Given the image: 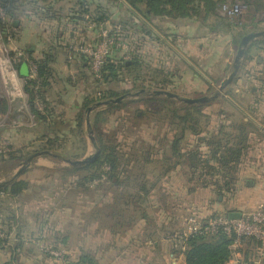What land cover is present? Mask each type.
<instances>
[{"label":"crops","instance_id":"obj_1","mask_svg":"<svg viewBox=\"0 0 264 264\" xmlns=\"http://www.w3.org/2000/svg\"><path fill=\"white\" fill-rule=\"evenodd\" d=\"M118 2L119 7L124 6L130 10L129 14L134 17L140 16L127 0H118ZM251 3L252 12L264 11L262 7L257 6L256 0H251ZM34 14L37 15V12ZM218 14L226 18L219 12ZM36 15H33V22L39 24ZM133 16H131L132 21H134ZM248 17L245 25L250 32L264 31V20L256 18L255 15ZM101 18L102 15H99L98 19ZM85 20L82 16L67 14L63 20V28L67 31L70 42H95L94 28L88 27ZM212 22L213 19H210L209 23ZM104 23H109V20L106 18ZM143 23L150 28L149 30L145 28L146 35L139 32L140 27L130 31L132 38L136 35L132 44L133 49L135 44L147 43L150 37L160 38L174 55L171 56L170 67L177 75L173 79L175 84L181 82L182 76L178 74L187 71L186 64L190 67L189 74L194 79L195 87L200 88L208 89L215 84L209 78L215 72H220L219 76L222 79L230 71L232 65L229 61L230 55L238 49L233 44L231 35L211 32L207 27L199 29L198 22L191 20L181 21L178 25L168 23L167 30L164 31L165 38L158 34L154 36L153 28L146 19ZM13 26L17 34L18 22L17 25L13 23ZM42 28L45 29L40 25H33V44L27 49L35 57L57 54L58 40L54 41L53 46L46 48L49 38L44 36ZM149 31H153V34H149ZM182 32L186 33L185 37L181 35ZM64 34H58L56 38L59 39L60 35L63 38ZM41 37L45 38L46 42ZM173 42L178 47H172ZM164 45L156 44L158 53L161 54L162 51L164 54L169 53ZM222 50H228V55L220 60ZM194 52L203 58L194 57ZM185 54L196 66L187 60ZM251 56L253 59L242 66L238 81L233 85L237 91L241 89L247 92L248 107L255 105V115L247 110L244 115L256 123L258 130L250 138L251 145L240 164L239 181L232 193L218 195L214 193L213 188H201L187 193L182 190L179 174L174 172L172 179L169 180L159 173L155 180L148 177L151 180L149 182L158 181L157 185L146 193H138L132 189L129 194L136 195L138 200L131 205H122L117 199L115 188L109 183L92 191H71L68 184L72 183L74 177L62 178L55 174L51 175L47 170H53L54 164L41 157L36 158L23 175L19 176L29 183V189L18 198L2 199L0 231L10 237L5 242L0 241V264H66L44 254L38 243L42 234L46 235L47 243L64 251L65 248L68 249L70 241L76 240L77 247L74 250H66L67 253L72 258L87 256L96 264H187L184 256L176 250L170 239L174 232L184 227L185 218L194 213L208 217L214 214L228 215L229 212H252L264 204V48L251 50ZM144 60L148 62L147 57ZM181 62L186 64L182 66ZM215 82L218 83V79ZM55 83L56 81L52 79L48 89H55ZM66 86L64 89L67 88ZM63 101L66 102L67 97ZM58 108L56 106L53 110L56 111L57 116L62 117L60 121L67 122L66 125L70 123L72 126L77 109L69 112L68 116L66 111ZM26 142L28 143L21 145L22 147L17 151L19 152L17 159L0 158V166L5 165L4 170L18 167L24 158L22 156L30 155L28 153L31 151L33 154L39 152L38 145L42 140L36 128L33 127V135H30ZM9 174L1 176L0 181H9L11 178L5 179ZM242 248L235 251L233 258L227 264H247L246 256L240 251ZM255 260L254 257L249 262L254 263ZM257 264H264V258L258 259Z\"/></svg>","mask_w":264,"mask_h":264},{"label":"trees","instance_id":"obj_2","mask_svg":"<svg viewBox=\"0 0 264 264\" xmlns=\"http://www.w3.org/2000/svg\"><path fill=\"white\" fill-rule=\"evenodd\" d=\"M29 1L30 0H0V13H3L6 17V19H1L0 16V30L4 35L10 34V32H13L14 35L16 34L14 32L13 19L19 17L21 14L20 12L24 10V6L30 3ZM76 1L83 13H88L89 7L93 6V4H98L97 8H95V15L92 17L87 15V19H92L97 23L105 21L104 15L106 14L104 13L107 7H105V4H101V0ZM127 1L150 24L159 26V23L167 22L169 24L174 23L178 25L181 21L194 20L198 22L199 29L207 27L211 32L231 35L233 44L236 45V47H239L245 35L251 33L245 24H240L229 18L219 16V7L229 0ZM246 1L252 4L251 0ZM256 4L258 7L264 9V0H256ZM99 15H102L100 20L98 19ZM82 19L85 20L86 15L82 16ZM210 19H213L212 23H209ZM149 29L150 28L147 27V30ZM148 33L151 32L149 31ZM255 48H264V37L255 40L251 44L242 66H244L247 61L253 59L251 50ZM27 51L37 65L38 80H33L27 84L26 93L29 99L30 110L36 116V130L40 134L42 140L38 148L39 152L43 150L50 152L51 155L52 151H59V149H62V142L67 141L64 135L71 124L69 123L66 125L67 122L60 121L62 117L59 115L56 116L52 111H49L47 115L40 113L36 107L35 101L38 97L44 102H48L46 94L54 75L53 63L56 61L57 54H44L42 57H35L28 49ZM141 59L142 56H139L137 53L133 54V58L130 62H120L118 60H112L109 57L103 66L101 78H96L94 75L95 73L90 70L91 64L89 58L81 54L78 60L79 68L77 69V75L81 77L79 85L87 91V93L83 95V99H85V102L82 101L84 107L89 109L90 105L97 102L94 95L98 92L102 93L104 98L108 99L130 93L132 88H128L124 84V81H129L126 79V75L132 76L133 69H136V73H139L138 70L140 67L144 66V62L147 63L148 69H151L149 74L159 79V81H152L151 84L177 85L173 80L177 75L171 70L170 66H167L166 60L159 61L158 65L152 68L149 62ZM127 65L130 66L127 67ZM237 81L238 76L233 84ZM68 82L71 81L68 80ZM37 84H40L42 89L36 92ZM133 85V89H146L144 86L137 85L134 81ZM160 88L159 86V90H164ZM227 94L231 97L235 96L232 90H227ZM141 101L145 104L153 105L155 109V111L152 112L153 115L157 116L163 114L161 119L168 120L170 123L171 128L169 132H166L162 138H158L157 140L159 142L157 144L148 141H142L141 144L134 142L131 143L127 151H123L118 146V143H115L116 139L114 137L105 138L102 134H99V137L97 136L95 140V145L96 148L100 150V156L94 163L85 166H69V168H63L57 171L47 170V172L50 171L49 174L60 175L62 178L74 177L78 179L74 182L75 188L84 190L85 192L91 191L87 184L106 177V180L100 182L95 189L109 183L116 189L117 199L122 202V205H131V203L138 200L136 195L129 194L132 189L138 193H146L157 185L156 182L158 181L149 182L147 177L149 175L148 167L152 164L159 163L163 165L164 169L161 173L166 178L172 179L174 172L180 175L182 190L184 192L192 193L196 189L213 188L215 194L224 196L234 191L239 181L238 173L240 171V164L251 145L250 138L258 130L253 120L247 118L244 112L239 111L241 112L240 115L242 118L240 121H237L235 115H228L223 107L215 110L216 119H214L212 114H208L204 111V107L211 106V103L191 105L166 96H148L147 94L141 95ZM83 105L82 108H84ZM47 106H50V104ZM115 107L119 106H112L111 110ZM6 110V102L0 103V114L5 113ZM163 111H165V113H163ZM247 111L255 115V105L249 106ZM102 113H105V111H96L95 116L91 118L92 130H95V127H98L100 122L108 120L107 117L102 118ZM144 116H146L144 112L136 113L137 120ZM213 120H215L214 125L212 124ZM82 122V116L78 115L74 124H76L79 129L82 127ZM99 133H101V131ZM80 135L83 136V133H80ZM17 153L19 152L10 153L9 159H17ZM64 155H68L66 159H70L72 156H76V153L60 154L58 156L59 159L63 160ZM0 157L3 158L4 156L0 154ZM130 168H132V171L138 170V172L134 174L133 172L135 171L130 172ZM151 172L153 174L157 173L155 169ZM81 174H83V176L80 179L79 176ZM20 177L10 179L0 188V206L2 205V199L18 198L29 189V183L26 180H22ZM194 214L199 215L197 213ZM220 215L223 214L201 217L209 218ZM185 230L186 223L184 222V227L174 232L170 239L176 250L184 256L187 264H227V262L233 258L235 251L232 249V246L235 237L229 236L224 232L193 235L190 236L186 242V250H182L176 246L174 237L177 234L183 233ZM241 242L242 245L239 248L243 247L240 251L246 256L247 264H257L258 259H263L258 253L260 247V242L258 240L255 238H242ZM54 247L58 248L56 246ZM65 254L67 264H96L87 256L83 258H72L66 250ZM254 257L256 259L255 262L250 263V259ZM85 258L87 260H84Z\"/></svg>","mask_w":264,"mask_h":264},{"label":"rangeland","instance_id":"obj_3","mask_svg":"<svg viewBox=\"0 0 264 264\" xmlns=\"http://www.w3.org/2000/svg\"><path fill=\"white\" fill-rule=\"evenodd\" d=\"M101 1H102L101 4H105V7H107L106 12L104 13L107 15V17L106 15L104 16H105V19L107 18V20H109V23H104V24L103 22L97 23L93 21L92 19H87L88 17L87 15H90L91 17L95 15L96 13L95 7L97 8L98 4H93V6H90L89 12H88L89 14H88V13L80 12L82 11V9L79 8L76 0H72V1L70 0H30L29 1L30 3L28 2L29 4L25 5L24 10L20 12L21 14L19 15V17L17 19H13V23L15 21L18 22V28H16L17 34L14 35L13 32H10V34L4 35L2 31L0 30V32L2 33L1 36L3 38L2 42L5 44V48L8 50H15L16 48H26L27 49L29 45L33 44V25L34 26L40 25V27L45 28V29L42 28L43 29L42 33H44L45 37L49 38L47 41L48 45H46V48H48V46L49 47L53 46L54 41L58 40L57 44H59L58 45L59 51H57L56 61L53 63L54 75L52 78L54 82L56 81L55 83L56 88L53 90H50V89L48 90L46 94L47 101H48L47 103L37 97L35 102L36 104H38V107L37 106L36 107L42 114L47 115L49 111H52L56 116H57L56 111L53 110V108H55L56 106L59 107L58 109L62 111L63 110L66 111L68 116H69V112H71L72 110L76 108L77 113H76L75 118H77L78 115H81L83 122H82V127L79 129L77 128L76 124H73L70 128L67 129L66 134L64 135L67 141L62 142V145H63L62 149H59V151H52V155L44 154L43 156H40L42 159L44 160L46 159L47 161H49L50 164L51 163L54 164V169H53L54 171L61 170L63 168H69L70 166L64 161L66 159V156L68 155L66 156L64 155V159L61 160L58 157L60 154L63 155V154H69V153L70 154L76 153V156L74 157L72 156L70 159L77 160V159H83L87 156H90L97 151V149L93 146V142L90 139V134L94 136L95 140L97 139V136L99 137V134H102L105 138L114 137L116 139L115 143L116 144L118 143V146L123 151H127L131 143H134V142L141 144L142 141H145V142L148 141L153 144H157L159 142L157 139L162 138V136H164L166 132H169L171 128L168 120L161 119L163 114L157 115V116L153 115L152 112L155 111V109L153 108V105L145 104L144 102L141 101V95H144L146 93H142L139 96H135V95L128 96L120 103H114L112 105L97 107L90 114L88 112V108L86 109L84 107L82 103V101L85 102V99H83L84 97L83 95L84 93L86 94L87 91L86 89L81 88V86L79 85L81 77L77 75V72H78L77 69L79 68L78 60L82 54L79 48L80 47L87 48V47L96 46L99 41L98 35H99L100 30L111 29V30H114V32L116 33L117 45H115L111 49V52L109 54L110 58L113 57L112 60H118L120 62L121 61L130 62L133 58V54L137 53L139 56H142V59L147 57L148 62L150 63L149 64L150 67L154 68L155 66L158 65V62L162 58L166 60L167 66H172L170 63V60L172 59L171 56H174L173 53L171 54L168 47L163 44L160 38L158 39L157 37H152V38L150 37L147 43L141 42V43H138V45L135 44V48L133 49L132 44L135 42L134 38L136 35L134 36V38H132L130 31H132V29H138L140 27L141 29L139 30V32H143L145 33L144 35H146L147 31H145V28L147 29V27L145 23H143V21H145V18L143 19V17L140 15L139 17L142 18L140 20L138 16L137 18L129 14L130 10H128L124 6L119 7L120 3L118 2V0H101ZM239 1H243L251 7V4H249L246 0H239ZM36 12H37V15L39 16L43 15L45 17L43 16L38 17L36 14H34ZM254 13L256 12L251 11L249 12L247 16L245 15L242 18L234 19L233 21L238 22L240 24H245V22L248 21V18H249L248 16H252L254 15ZM67 14H71V16H74V15L75 16L76 15L85 16L86 15L85 24L87 23L88 27L94 28L93 29L94 33H96L95 42L94 41H84L82 43L81 42H74V43L70 42L69 40L70 37L67 36L66 34L67 31L63 28L64 27L63 20L66 18ZM33 15H36V17L39 20V24H35L33 22ZM0 16H1V19H6L3 13H0ZM108 16L110 19H108ZM131 16H133L134 21L131 20ZM120 20H123L126 23L119 22ZM122 23H124L125 25ZM150 26H152L153 28V31L155 33L154 36L158 34V36L164 37L165 36L164 31L167 30L168 23H164V22L159 23L160 27L157 26L156 24H150ZM127 27H129V29H127ZM56 29H57V32H56ZM153 31L149 34H153ZM62 33H65L63 38H61L62 37L61 35L59 39L56 38L58 34H62ZM181 35H184L185 37L186 33L182 32ZM41 38L46 42L45 38L43 37ZM156 44L164 45V48H167L169 50V53L164 54L163 51L161 52V54L158 53L156 50L157 48ZM175 44H176L175 42L171 43L172 47L173 46L178 47ZM39 48L40 47H38V49ZM48 51L49 49H47V52ZM227 51L228 50L226 51L222 50L221 56H219L220 60L221 58L225 59V57L228 55ZM235 55H236V52L230 55L231 58L229 61L231 62L232 65L234 62ZM185 56L187 60L194 63V61L188 58V55L185 54ZM193 56L194 57L198 56L200 58H203V56L199 55L197 52H194ZM87 58H89L90 64H91L92 62L91 58L89 56H87ZM184 64L186 63L181 62L182 66H184ZM194 65L196 66L195 63ZM232 65H231V69L228 72L227 76L232 71ZM103 66H102L100 73L94 72L92 68L90 69L93 73H95L94 75L96 76V78L98 76H100L101 78L102 73H103L102 71ZM129 66L130 65H127V67ZM186 66H187L186 67L187 71L182 72L183 75L178 74V75H181L182 78L180 79L181 82H179V84L176 83L177 85H173V84L164 85V84H157V83L151 84L152 81L154 80L159 81V79H156L154 76H152V74H149L151 72V69H148L147 63L145 62H144V66L139 68L138 70L139 73H136L137 70L133 69L134 71L132 73V76L126 75V79H128L129 81L127 82L124 81L125 82L124 84L128 88H132V90L130 91V93L132 94L141 91L139 88L133 89L134 87L133 81H134L137 83V85L144 86L146 88L144 90L146 91L159 90V86H160L161 87L160 89L174 92L176 94L181 95L182 97L198 98V97H203V96H212L213 94H215L218 91V88L220 87L222 82L227 77L224 75L223 78L221 79V77L219 76V74L221 73L215 72L213 76L211 77L208 76L215 83L214 85H211L208 89L205 87L200 88L199 86L195 87L194 79L189 74L190 67H188L187 64ZM216 79H218V83L215 82ZM68 80L71 82H68ZM65 85H67L66 86L67 88L64 89ZM41 89H42V86L38 84V89L36 90V92ZM227 90H232L235 96L231 97L230 95H228ZM246 93L247 92H245V90L243 91L241 89L240 91H237V88L232 83L230 86H228L225 89L224 93L220 97L210 102L212 104L211 106L204 107V111L207 112L208 114H212L213 118L216 119L215 110L223 107L228 115L233 114L235 115V119L237 121L238 120L240 121L242 116L240 115L241 112L239 111L247 112L246 110L249 105L247 104L249 96H247ZM65 96L67 97L68 102L67 101L62 102V100L66 98ZM94 96L97 99V102H95V104L98 102L109 100L108 98H104L103 94L100 92H98ZM115 98H118V97H115ZM25 101L26 99L24 100L18 99V100L12 101L8 97V95L4 92V90H2V93L0 95V103L6 102L7 104L6 112L0 114V117H1V120H0V151H2V153L0 154L4 156L3 158L9 159L10 153L17 152L18 150H20V147H22L21 145L28 143L26 142V140L30 138V135H33V127L37 129V122L35 118L36 116L33 112H31L30 107L26 106ZM53 103H54V106H53ZM49 104L50 106H47ZM95 104L90 105L89 108L94 106ZM82 105L84 108H82ZM116 105L119 107H115L113 110H111L112 109L111 107L116 106ZM96 111H105V113H102V118L107 117L108 120L100 122L98 124V127H95V130H92L91 126L90 128H88L86 121H87V118L89 117L90 122H91V118L95 116ZM139 112H144L146 116L140 117L139 120H137L136 113H139ZM163 113H165V111H163ZM30 114L33 117L32 119H30ZM212 124L213 125L215 124V120L212 121ZM100 131L101 133H99ZM20 132L22 134H20ZM80 133H83V136H81ZM31 153H28V154L33 155V151H31ZM30 155L22 156L24 158L23 160H21L20 164H22L23 161L28 158L27 156L30 157ZM20 164L18 167H13L11 170L9 169L4 170L5 165H1L3 167L0 166V177L3 175L9 174V171H10L8 178H5V179L12 178L14 173L19 169ZM34 165L35 164H33V167H35ZM154 169L157 172L156 174H153L151 172ZM163 169L164 168L161 163L150 165L148 167V171H149L148 177H150L151 180H155L156 176L159 173L163 172ZM133 171H132V168H130V172H133L134 174L138 172V170H133ZM83 174L79 176L80 179L83 176ZM148 177L147 179H149ZM77 180L78 179L74 178L72 183L68 184V186L71 188L70 190L71 191H84V190L75 188L74 182ZM87 185L89 186L91 191L94 190L96 187V186L92 187V185H89V184ZM263 206L264 204H261L258 208L254 209V211L258 210L259 208ZM75 247H77L76 240L70 241V245L68 246V249L74 250ZM68 249L65 248V250H68ZM59 250H62V249L59 248ZM62 251L65 253L64 250Z\"/></svg>","mask_w":264,"mask_h":264},{"label":"built area","instance_id":"obj_4","mask_svg":"<svg viewBox=\"0 0 264 264\" xmlns=\"http://www.w3.org/2000/svg\"><path fill=\"white\" fill-rule=\"evenodd\" d=\"M252 11V7L243 1H228L219 7L218 12L231 20L242 18ZM256 18L264 20V11L254 13ZM0 32V95L2 90L12 100L26 99V106L29 107V99L26 93L27 84L33 80H38L37 65L25 48H16L8 50L2 42L3 38ZM99 41L94 47L82 48L80 52L91 58V68L94 72H101L102 66L109 58L111 49L117 45L116 33L111 29L100 30ZM27 62L30 69V76L22 77L20 75V66ZM100 77V76H98ZM38 89V84L36 90ZM38 107V104H36ZM40 106V105H39ZM30 114V119H32ZM1 120V117H0ZM2 153V151H0ZM106 180H96L89 185L97 186L100 182ZM186 230L174 237L176 246L186 250V242L190 236L214 234L224 232L229 236L235 237L232 249L236 251L241 245L242 238H255L260 242L258 250L259 256L264 258V206L252 212H242L239 219L231 220L228 215H220L209 218H202L199 215H191L185 218ZM10 236L0 231V241L5 242ZM38 243L41 250L46 255H50L55 260L66 263V256L62 250L55 248L46 242V235L39 236Z\"/></svg>","mask_w":264,"mask_h":264},{"label":"water","instance_id":"obj_5","mask_svg":"<svg viewBox=\"0 0 264 264\" xmlns=\"http://www.w3.org/2000/svg\"><path fill=\"white\" fill-rule=\"evenodd\" d=\"M14 25H17V21L14 22ZM264 37V31H257V32H251L248 33L247 35H245L242 40L241 43L237 49L235 58H234V62L232 65V71L231 73L226 77V79L222 82V84L220 85V87L218 88V91L213 94L212 96H203V97H198V98H190V97H182L179 94H176L174 92L168 91V90H154V91H146V90H141L140 92H136V93H128L125 95H122L118 98H111L109 100H105L102 102H98L96 103L94 106L90 107L88 109L89 114L96 109L97 107L100 106H107V105H112L114 103H120L122 102L125 98H127L128 96H139L142 93H146L150 96H166L168 98H172V99H177L180 102L183 103H187V104H207L210 103L211 101L216 100L218 97H220L225 89L230 86L236 79V77L239 75L240 71H241V67L244 61V58L247 54V51L249 50V47L251 46V44L255 41L258 40L260 38ZM20 75L22 77H28L30 76V69H29V65L27 62L22 63V65L20 66ZM87 126L88 128H90L91 126V122H90V118H87ZM90 139L93 142V146L96 148L95 145V138L92 134H90ZM97 149V148H96ZM44 154H50V152L47 151H41V152H36L35 154L31 155L30 157H28L26 160L23 161V163L21 164V166L19 167V169L14 173L13 177L11 179H15L19 176H21L29 167L30 165L33 163V160L35 158H38L40 156H43ZM100 156V150L97 149V151L90 155L87 156L83 159H77V160H72V159H65V162L70 165V166H85L88 164H92L94 163ZM8 181V180H7ZM6 180L4 181H0V188L3 186L4 183L7 182ZM229 218L231 220H235V219H239L242 216L241 212H229L228 214ZM73 264H77V263H73Z\"/></svg>","mask_w":264,"mask_h":264}]
</instances>
